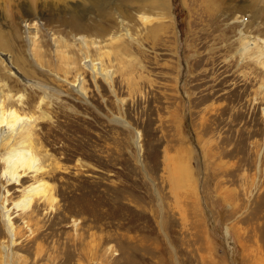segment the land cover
<instances>
[{
  "label": "rangeland",
  "instance_id": "1",
  "mask_svg": "<svg viewBox=\"0 0 264 264\" xmlns=\"http://www.w3.org/2000/svg\"><path fill=\"white\" fill-rule=\"evenodd\" d=\"M0 107V264H264V0H0Z\"/></svg>",
  "mask_w": 264,
  "mask_h": 264
},
{
  "label": "bare ground",
  "instance_id": "2",
  "mask_svg": "<svg viewBox=\"0 0 264 264\" xmlns=\"http://www.w3.org/2000/svg\"><path fill=\"white\" fill-rule=\"evenodd\" d=\"M96 6L98 8H101V5L100 4H96ZM29 7L30 6H25L24 8H29ZM24 28H25V30H30V29H32V25L30 23H27L24 26ZM240 39H241V47H242V52L243 53H246V51H249L252 48H254L255 44L252 42V39H251L250 36L243 34L242 35V38H240ZM83 48L86 49V46H84ZM257 57H258L257 55H253L252 58H257ZM22 121H23V117L19 116L14 110H10V111L6 112V111L2 110V108L0 107V137L3 138V137H7V135L10 136V133H8L4 129H2V127L4 125H7V127H6V129H7V128H10L11 126L17 125L19 122L22 123ZM16 132H18V133L21 132V129H19V128L15 129V133ZM12 156L15 157V158H13V157L12 158H7V159H10V162H11L10 168H11L12 171H13V169H12L13 168V165H15V162L16 161H19V162L29 161L28 164L31 163L30 161H32V159L29 157V154H27V153H24V154L21 155V153L19 152V153H16V154H12ZM183 174L184 173H183L182 169L179 167L178 170H177V172H176V183L179 184V183H182L183 182V178H182V175ZM12 177H15V175L12 176ZM33 191H36L34 189V187H32V189H30L27 192L31 193ZM31 199H32L31 196L28 197V200H27L26 203L29 204L30 201H31ZM6 222H7V225H8L7 226L8 227V234H9V237L11 238V240H12V238H13V231H12V228H10V225H9L10 223H9V221L7 219H6Z\"/></svg>",
  "mask_w": 264,
  "mask_h": 264
}]
</instances>
